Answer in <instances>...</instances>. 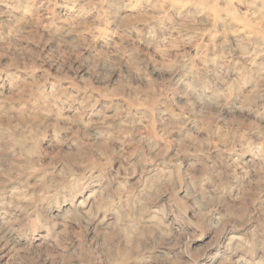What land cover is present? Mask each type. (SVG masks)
Returning <instances> with one entry per match:
<instances>
[{
	"label": "clouds",
	"instance_id": "9594fccd",
	"mask_svg": "<svg viewBox=\"0 0 264 264\" xmlns=\"http://www.w3.org/2000/svg\"><path fill=\"white\" fill-rule=\"evenodd\" d=\"M0 264H264V0H0Z\"/></svg>",
	"mask_w": 264,
	"mask_h": 264
}]
</instances>
